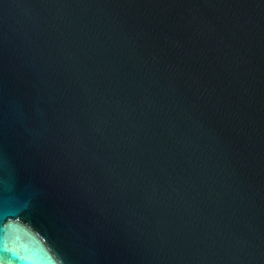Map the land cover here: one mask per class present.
Here are the masks:
<instances>
[{"label": "water", "instance_id": "95a60500", "mask_svg": "<svg viewBox=\"0 0 264 264\" xmlns=\"http://www.w3.org/2000/svg\"><path fill=\"white\" fill-rule=\"evenodd\" d=\"M0 264H264V0H0Z\"/></svg>", "mask_w": 264, "mask_h": 264}]
</instances>
